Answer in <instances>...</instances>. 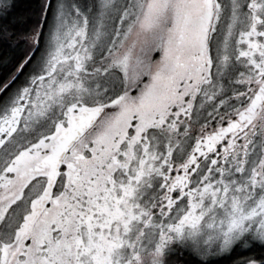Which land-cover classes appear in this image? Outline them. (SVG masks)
Wrapping results in <instances>:
<instances>
[{"label":"snow or ice","instance_id":"6c2138e0","mask_svg":"<svg viewBox=\"0 0 264 264\" xmlns=\"http://www.w3.org/2000/svg\"><path fill=\"white\" fill-rule=\"evenodd\" d=\"M0 264H264V0H0Z\"/></svg>","mask_w":264,"mask_h":264},{"label":"trees","instance_id":"16d2710c","mask_svg":"<svg viewBox=\"0 0 264 264\" xmlns=\"http://www.w3.org/2000/svg\"><path fill=\"white\" fill-rule=\"evenodd\" d=\"M35 4L36 0H18V11L21 14H26Z\"/></svg>","mask_w":264,"mask_h":264}]
</instances>
